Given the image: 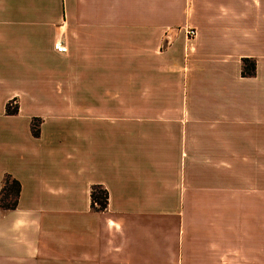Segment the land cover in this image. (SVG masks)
I'll return each mask as SVG.
<instances>
[{
  "label": "crops",
  "instance_id": "crops-1",
  "mask_svg": "<svg viewBox=\"0 0 264 264\" xmlns=\"http://www.w3.org/2000/svg\"><path fill=\"white\" fill-rule=\"evenodd\" d=\"M7 176L0 264H264V0H0Z\"/></svg>",
  "mask_w": 264,
  "mask_h": 264
},
{
  "label": "trees",
  "instance_id": "trees-1",
  "mask_svg": "<svg viewBox=\"0 0 264 264\" xmlns=\"http://www.w3.org/2000/svg\"><path fill=\"white\" fill-rule=\"evenodd\" d=\"M256 61L252 58H243L241 60V75L243 77H252L255 75ZM8 113L14 114L16 110H7ZM32 134L36 137L39 135L38 129L35 125L32 127ZM20 194L19 183L10 178L5 177L2 189L0 191V208L15 209L17 206L18 197ZM91 203L93 208L97 210H104L107 206V192L99 186H94L90 193Z\"/></svg>",
  "mask_w": 264,
  "mask_h": 264
},
{
  "label": "built area",
  "instance_id": "built-area-1",
  "mask_svg": "<svg viewBox=\"0 0 264 264\" xmlns=\"http://www.w3.org/2000/svg\"><path fill=\"white\" fill-rule=\"evenodd\" d=\"M185 34L188 39H193L196 37V31L191 28H187V30L185 31ZM53 48L54 50L62 54L68 51L67 47L60 41H57L56 43H54Z\"/></svg>",
  "mask_w": 264,
  "mask_h": 264
}]
</instances>
